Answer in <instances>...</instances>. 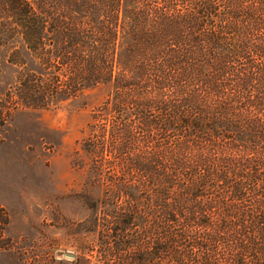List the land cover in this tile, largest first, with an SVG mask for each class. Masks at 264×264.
<instances>
[{
    "label": "trees",
    "instance_id": "1",
    "mask_svg": "<svg viewBox=\"0 0 264 264\" xmlns=\"http://www.w3.org/2000/svg\"><path fill=\"white\" fill-rule=\"evenodd\" d=\"M2 46L1 121L107 89L76 264H264V0H0Z\"/></svg>",
    "mask_w": 264,
    "mask_h": 264
},
{
    "label": "rangeland",
    "instance_id": "2",
    "mask_svg": "<svg viewBox=\"0 0 264 264\" xmlns=\"http://www.w3.org/2000/svg\"><path fill=\"white\" fill-rule=\"evenodd\" d=\"M9 53V46L0 47L1 98L17 71ZM106 93L89 88L47 109H18L0 120V207L8 216L0 264H76L78 257L94 256L97 234L87 230L93 215L87 202L102 191L90 186L87 165L78 168L74 160L86 161L79 143Z\"/></svg>",
    "mask_w": 264,
    "mask_h": 264
}]
</instances>
